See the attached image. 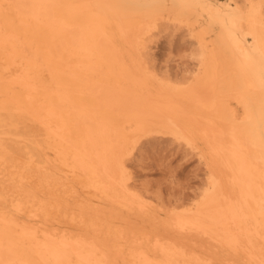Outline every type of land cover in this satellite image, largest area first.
Wrapping results in <instances>:
<instances>
[{"label":"bare ground","instance_id":"obj_1","mask_svg":"<svg viewBox=\"0 0 264 264\" xmlns=\"http://www.w3.org/2000/svg\"><path fill=\"white\" fill-rule=\"evenodd\" d=\"M0 264H264V0H0Z\"/></svg>","mask_w":264,"mask_h":264},{"label":"rangeland","instance_id":"obj_2","mask_svg":"<svg viewBox=\"0 0 264 264\" xmlns=\"http://www.w3.org/2000/svg\"><path fill=\"white\" fill-rule=\"evenodd\" d=\"M173 33L174 32L169 31L166 34H163L162 37L160 36V39L157 40V46L155 44V48H156L155 54L157 58L156 61L159 64L161 63L160 65H167V68L169 70H173V71H170L171 73L177 74V73L182 72V70L185 69L186 67L192 66L188 64H193L192 62L194 60L191 55L192 46L191 44L189 45L188 40L184 38L183 36H180V37L176 36V35H180V33L178 32H175L176 33V34L174 33L175 35ZM186 40L188 43L186 42ZM185 60H188V61L185 62ZM169 64L171 65V68L168 67L170 66ZM173 67H175L176 69L174 70ZM158 145L159 143L157 144V146ZM160 145L158 146L157 150L155 148L157 146L154 145L155 147L150 146L152 148L147 147L150 150L149 152H148V149L146 148L148 153L145 152L146 150L143 151V154L141 156V159H142L141 165H143V167L142 166L139 167V170H137L138 171L137 174L142 172V175L139 174L140 176H142L140 178L144 177L145 180L144 179H141V180H143L146 183H149V185L154 187V189L156 188L155 192L159 191L162 197L165 196L166 200L169 198H175L176 196L178 197L180 195L185 196L184 194L190 193V191L192 193L193 192L192 189H194V187L197 186L200 180V176L198 174L199 171L197 169V164L195 163V161H193V159H189V161L190 160L192 161V162L190 161L191 165H193V166L191 165L189 166L190 162L187 159L182 158L183 159L182 160L181 159L182 155H180L181 153L178 152L177 150L175 152L172 149L173 146L171 148L173 150L172 151L168 143L167 144L163 143L164 148L162 146V143ZM177 154L180 155L181 157L179 158ZM187 161L189 164L187 163ZM195 181L196 182L198 181L197 184H194ZM191 185H192V188H191ZM157 187H160V188L157 189Z\"/></svg>","mask_w":264,"mask_h":264}]
</instances>
